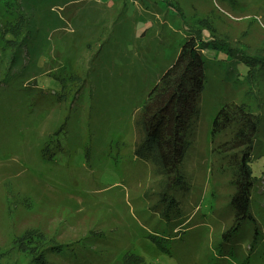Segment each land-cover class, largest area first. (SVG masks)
I'll use <instances>...</instances> for the list:
<instances>
[{"label":"rangeland","instance_id":"rangeland-1","mask_svg":"<svg viewBox=\"0 0 264 264\" xmlns=\"http://www.w3.org/2000/svg\"><path fill=\"white\" fill-rule=\"evenodd\" d=\"M201 29L220 48L204 52L184 185L164 219L137 122ZM233 49L264 60V0H0V264H264V69L247 79ZM230 103L261 122L255 221L225 241L235 185L212 124Z\"/></svg>","mask_w":264,"mask_h":264},{"label":"trees","instance_id":"trees-1","mask_svg":"<svg viewBox=\"0 0 264 264\" xmlns=\"http://www.w3.org/2000/svg\"><path fill=\"white\" fill-rule=\"evenodd\" d=\"M203 36L202 29L199 32L189 30L175 63L149 93L137 122L141 138L136 145L135 155L144 162L152 163L156 176L161 178L156 192L158 201L152 209L160 212L162 218V209L165 213L177 209L179 203L173 192L184 185L180 165L189 147L187 135L191 123L198 119L200 113L199 102L205 86L204 52L215 50V43L220 48L211 34V40ZM237 52L233 49L232 56H237ZM237 57L250 67L247 79L259 78L253 65L263 70L264 60L249 62L250 57L244 55V51ZM260 122L259 116L235 103L223 106L213 120V141L220 137L224 139L218 148L229 151L222 162L233 172L232 182L235 185L230 202L233 223L223 234L225 241L232 239L247 222L255 221L251 213V190L255 181L249 163ZM225 135L229 137L225 138ZM218 148H214L213 152L223 155L224 151L218 152ZM254 232L257 235L258 228Z\"/></svg>","mask_w":264,"mask_h":264}]
</instances>
